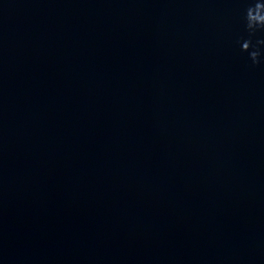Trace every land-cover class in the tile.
<instances>
[{"label": "water", "instance_id": "water-1", "mask_svg": "<svg viewBox=\"0 0 264 264\" xmlns=\"http://www.w3.org/2000/svg\"><path fill=\"white\" fill-rule=\"evenodd\" d=\"M0 264H264V0H0Z\"/></svg>", "mask_w": 264, "mask_h": 264}]
</instances>
